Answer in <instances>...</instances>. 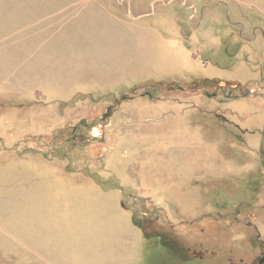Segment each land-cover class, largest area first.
Returning a JSON list of instances; mask_svg holds the SVG:
<instances>
[{"label":"rangeland","instance_id":"1","mask_svg":"<svg viewBox=\"0 0 264 264\" xmlns=\"http://www.w3.org/2000/svg\"><path fill=\"white\" fill-rule=\"evenodd\" d=\"M263 64L264 0H0V264H264Z\"/></svg>","mask_w":264,"mask_h":264},{"label":"trees","instance_id":"2","mask_svg":"<svg viewBox=\"0 0 264 264\" xmlns=\"http://www.w3.org/2000/svg\"><path fill=\"white\" fill-rule=\"evenodd\" d=\"M211 81V79H207L206 81H204L203 83H209ZM204 85V84H203Z\"/></svg>","mask_w":264,"mask_h":264},{"label":"water","instance_id":"3","mask_svg":"<svg viewBox=\"0 0 264 264\" xmlns=\"http://www.w3.org/2000/svg\"><path fill=\"white\" fill-rule=\"evenodd\" d=\"M263 71H264V64H263Z\"/></svg>","mask_w":264,"mask_h":264},{"label":"crops","instance_id":"4","mask_svg":"<svg viewBox=\"0 0 264 264\" xmlns=\"http://www.w3.org/2000/svg\"><path fill=\"white\" fill-rule=\"evenodd\" d=\"M61 172V171H60ZM62 173V172H61ZM66 174L68 175V173L66 172Z\"/></svg>","mask_w":264,"mask_h":264}]
</instances>
